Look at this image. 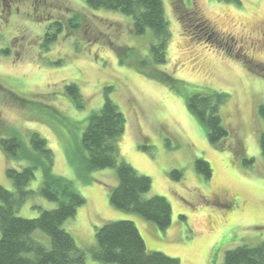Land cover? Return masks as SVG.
<instances>
[{
    "label": "rangeland",
    "instance_id": "rangeland-1",
    "mask_svg": "<svg viewBox=\"0 0 264 264\" xmlns=\"http://www.w3.org/2000/svg\"><path fill=\"white\" fill-rule=\"evenodd\" d=\"M189 2L211 27V37L190 38L179 18L181 0H163L172 34L163 64L150 52L152 34H135L132 18L120 12L92 8L86 0L0 6V137L16 136L22 145L12 158L0 146V185L14 189L7 168L29 164L30 136L39 133L54 152L53 172L86 199L64 224L81 248H95L97 227L118 220L133 221L149 251L181 264H224L228 250L264 242V119L258 111L264 75L246 63L264 67V0H184ZM56 21L61 33L52 40L47 34H58ZM70 83L84 97L81 107L68 95ZM106 91L127 119L121 159L152 180L147 197L162 196L171 205L165 230L111 203L116 167L88 166L82 135ZM201 91L229 95L221 106L229 136L218 144L187 105ZM199 159L210 164V178L197 171ZM173 170L182 172L180 180L171 177ZM42 183L39 169L28 189L38 192ZM56 207L36 193L19 215L36 218ZM34 237L50 245L45 233ZM86 261L115 264L90 254Z\"/></svg>",
    "mask_w": 264,
    "mask_h": 264
},
{
    "label": "trees",
    "instance_id": "trees-1",
    "mask_svg": "<svg viewBox=\"0 0 264 264\" xmlns=\"http://www.w3.org/2000/svg\"><path fill=\"white\" fill-rule=\"evenodd\" d=\"M190 1V0H188ZM95 9L117 11L133 20V31L137 35L150 32L155 41L150 52L156 63H167V48L172 34L166 18L163 0H86ZM183 6L180 22L190 38L202 40L211 37L212 29L198 17L193 3ZM47 34L52 40L61 33ZM206 37V39H207ZM122 51L124 47H120ZM229 51V50H228ZM252 70L264 75V67L246 60ZM255 64V65H254ZM257 66V68H256ZM171 80L170 77H165ZM205 90V89H203ZM70 99L81 107L84 97L75 83L67 86ZM229 99L227 93L201 91L188 97L190 111L204 124L209 141L218 144L229 136L221 116V106ZM27 104V103H26ZM264 119V104L259 107ZM127 119L119 106L106 91L103 107L94 112L82 135V145L88 156L89 168L116 167L119 183L110 193L111 203L119 209L134 212L165 230L171 225L172 208L162 196L147 197L152 180L141 175L120 156L119 140L126 130ZM29 164L22 169L7 168L8 177L13 180L14 189L0 185V264H87V255L103 263L115 264H181L179 259L161 252L149 251L138 227L131 220L108 221L97 227V245L93 249L81 248L74 237L64 228L65 222L74 217L86 199L75 189L71 180L53 171L55 155L47 140L37 132L30 136ZM261 153L264 158V132L260 135ZM0 146L9 158L18 156L22 147L18 137H0ZM251 163V161H245ZM197 171L205 177L212 176L210 164L203 159L196 162ZM42 169L43 183L38 192L28 189ZM171 177L180 180L182 172L173 170ZM39 193L45 199L57 203L52 210H41L36 218H24L19 211L27 198ZM37 231L50 238V245L34 237ZM224 264H264V242L257 246L241 245L228 250Z\"/></svg>",
    "mask_w": 264,
    "mask_h": 264
},
{
    "label": "flooded vegetation",
    "instance_id": "flooded-vegetation-1",
    "mask_svg": "<svg viewBox=\"0 0 264 264\" xmlns=\"http://www.w3.org/2000/svg\"><path fill=\"white\" fill-rule=\"evenodd\" d=\"M14 3H15V0H0V6L8 7L11 10H12Z\"/></svg>",
    "mask_w": 264,
    "mask_h": 264
}]
</instances>
